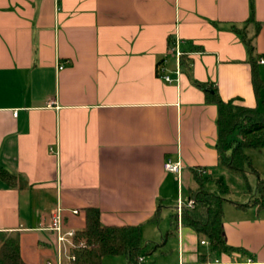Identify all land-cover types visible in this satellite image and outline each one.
Wrapping results in <instances>:
<instances>
[{
    "label": "crops",
    "instance_id": "crops-1",
    "mask_svg": "<svg viewBox=\"0 0 264 264\" xmlns=\"http://www.w3.org/2000/svg\"><path fill=\"white\" fill-rule=\"evenodd\" d=\"M253 2L254 20L250 0H0V168L27 184L0 178V232L19 234L26 264L56 263L49 228L59 206L67 231L85 228L89 207L104 225L138 226L140 264H264L255 175L250 192L230 187L223 204L229 252L214 251L177 211L198 187L196 171H228L218 107L194 81L263 108L242 37L264 82V0ZM167 159L182 161L180 175L165 170ZM102 264L130 263L115 255Z\"/></svg>",
    "mask_w": 264,
    "mask_h": 264
},
{
    "label": "trees",
    "instance_id": "trees-1",
    "mask_svg": "<svg viewBox=\"0 0 264 264\" xmlns=\"http://www.w3.org/2000/svg\"><path fill=\"white\" fill-rule=\"evenodd\" d=\"M251 2V20L253 15V0ZM260 25H258L259 28ZM236 32L242 34L239 29ZM252 65V79L256 97L260 99L264 82L260 79L256 60L255 46L251 38L242 34ZM172 43V42H171ZM181 64L185 59L181 58ZM194 84L204 91L208 103L218 107V141L217 151L219 166L243 177L250 192L248 175H255L258 183L252 206L259 210L264 209V177L253 166L252 159L246 153L247 149H264V101L263 108L241 105L239 100L225 101L218 94L216 88L208 84L194 81ZM211 176H201L195 172L197 189L191 191L190 199L194 200L195 207H184L181 223L192 227L200 235H204L214 251L229 252L232 249L224 238L223 204L228 199L225 196L229 188L222 177L210 180ZM0 178L11 187L18 185L24 188L27 184L5 169L0 168ZM213 179V178H212ZM211 181L215 182L217 190L210 191L207 187ZM239 207H247L235 203ZM178 219V215H176ZM85 242V247L80 243ZM71 250L75 259L72 264H102L106 256H126L130 264H140L142 251L141 233L138 226H107L101 222V212L96 207L86 209V226L78 231L73 238ZM0 264H26L21 256V247L18 233L0 232Z\"/></svg>",
    "mask_w": 264,
    "mask_h": 264
},
{
    "label": "built area",
    "instance_id": "built-area-1",
    "mask_svg": "<svg viewBox=\"0 0 264 264\" xmlns=\"http://www.w3.org/2000/svg\"><path fill=\"white\" fill-rule=\"evenodd\" d=\"M171 50L175 51L176 55L179 57L182 55V53L179 51L177 47H172ZM63 68H64V65H59V69H63ZM161 77L168 83L174 82V80L166 74L161 75ZM14 114L17 115V112H15ZM164 167L167 172H172V173H176L180 175L181 170L183 169V163L181 160L173 161L171 159H167V161L164 164ZM184 207L194 208L195 207L194 200L189 199L186 203H184L182 200L179 201L177 211H178V215L180 218H181L182 210ZM63 211L64 209L59 206L52 216V222H51V226L49 229L56 233L59 254H58V259L56 263L48 262V264H65V261H64L65 259L68 261V264H72V261L75 259V256L72 254L71 250L74 246L73 238L77 232L75 230L67 231L64 228ZM72 213L78 214L79 211L73 210ZM69 239H70V242H69ZM202 243L204 244L206 243V241H202ZM80 245L85 247V242H81ZM251 262L252 261L249 260L248 263H251ZM213 264H223V263H220L217 261L216 263H213Z\"/></svg>",
    "mask_w": 264,
    "mask_h": 264
},
{
    "label": "rangeland",
    "instance_id": "rangeland-1",
    "mask_svg": "<svg viewBox=\"0 0 264 264\" xmlns=\"http://www.w3.org/2000/svg\"><path fill=\"white\" fill-rule=\"evenodd\" d=\"M264 153V152H263ZM249 154H250V156H252V157H250L251 159L253 158V160H252V162H253V166L255 167V169L259 172L260 171V169L259 168H261L262 167V164L264 163V162H262V161H264V154H262V156H259L260 154H258V152H254V151H252V150H250L249 151ZM261 172V171H260ZM225 176H222V175H220L219 177H222L223 178V180H224V182H225V184L227 185V187L229 188V193L225 196V198L226 199H229L230 198V196H231V189L233 190V188H238L239 187V185H241V187L242 186H244L245 184H246V182H244V179H243V177H241L240 175H237V174H235V173H232L231 171H226L225 170V174H224ZM251 177H252V179H253V175H248V178H250L251 179ZM211 179L210 180H214V178H215V176L214 177H210ZM213 178V179H212ZM230 187H231V189H230ZM213 188V190H217V187H216V185H215V182H213V181H211V183H210V189H212ZM247 189V188H246ZM247 191H248V189H247ZM186 194V193H185ZM233 198H235V200L236 199H238V200H241L242 198H243V196L242 195H236L235 197L232 195V200H233ZM230 200V199H229Z\"/></svg>",
    "mask_w": 264,
    "mask_h": 264
}]
</instances>
